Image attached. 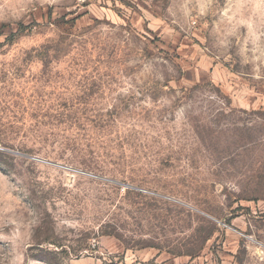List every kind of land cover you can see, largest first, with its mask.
Masks as SVG:
<instances>
[{"label":"rangeland","instance_id":"374dc122","mask_svg":"<svg viewBox=\"0 0 264 264\" xmlns=\"http://www.w3.org/2000/svg\"><path fill=\"white\" fill-rule=\"evenodd\" d=\"M0 264H264V0H0Z\"/></svg>","mask_w":264,"mask_h":264},{"label":"water","instance_id":"95a60500","mask_svg":"<svg viewBox=\"0 0 264 264\" xmlns=\"http://www.w3.org/2000/svg\"><path fill=\"white\" fill-rule=\"evenodd\" d=\"M18 154H21V153H19V152H17ZM22 155H24V156H28V155H26V154H22ZM115 183H119V184H122V185H125V186H129V187H131L130 185H126V184H124V183H120V182H117V181H114Z\"/></svg>","mask_w":264,"mask_h":264}]
</instances>
